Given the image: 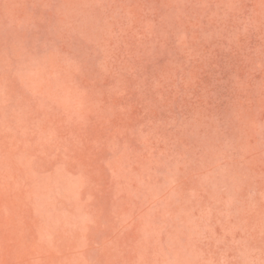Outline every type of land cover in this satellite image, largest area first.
<instances>
[{"label":"rangeland","instance_id":"obj_1","mask_svg":"<svg viewBox=\"0 0 264 264\" xmlns=\"http://www.w3.org/2000/svg\"><path fill=\"white\" fill-rule=\"evenodd\" d=\"M0 264H264V0H0Z\"/></svg>","mask_w":264,"mask_h":264}]
</instances>
